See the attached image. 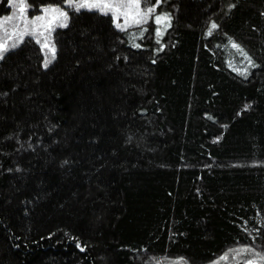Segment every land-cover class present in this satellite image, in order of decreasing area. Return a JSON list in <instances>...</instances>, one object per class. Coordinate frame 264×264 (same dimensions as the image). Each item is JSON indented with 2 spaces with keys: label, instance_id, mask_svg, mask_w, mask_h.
<instances>
[{
  "label": "trees",
  "instance_id": "trees-1",
  "mask_svg": "<svg viewBox=\"0 0 264 264\" xmlns=\"http://www.w3.org/2000/svg\"><path fill=\"white\" fill-rule=\"evenodd\" d=\"M140 3L0 60V264H264V0Z\"/></svg>",
  "mask_w": 264,
  "mask_h": 264
},
{
  "label": "snow or ice",
  "instance_id": "snow-or-ice-1",
  "mask_svg": "<svg viewBox=\"0 0 264 264\" xmlns=\"http://www.w3.org/2000/svg\"><path fill=\"white\" fill-rule=\"evenodd\" d=\"M65 2L69 7H73L74 10L77 12L80 11L81 8H87L88 10H92L93 8H95L96 10L102 12L105 15L109 14V12L113 13L114 18H118L119 15H125V17L127 18L129 14H132L135 17L133 22L136 24L146 22L144 17H146L155 10L154 7H146L141 10L140 0H65ZM132 5L136 6V11L134 13L131 12ZM19 7L21 12L24 13L27 9L26 0H19ZM42 11L44 12V15L36 16L34 20H28L27 16L23 15L22 19L25 23V26L27 27V25L29 24L33 25V31L38 32L40 36H43L44 32H39V29L38 27H36V24L37 21H44L46 16L48 17V24H52L55 21H59V26H67L68 13L64 10V8L49 7L43 9ZM155 19L157 23H160L162 20H166L167 17L156 16ZM4 23H6V21H0V28L3 27ZM216 27V24L212 25V28ZM45 31H51V29L45 28ZM25 34L31 35L32 32H27ZM37 43H41V41L37 39ZM16 47H18V43H13L11 45V48ZM232 47L237 48L238 51H242V49H239V46L235 43L232 44ZM42 48L48 49V51L51 53V58H46L44 61V66L47 67L55 59V45H49V43L47 42V38H45L44 43H42ZM9 50L10 48L8 47L6 42H0V60L4 59L5 53ZM81 251H83V249H81ZM237 251L251 252L252 249H240ZM226 258L227 257H222V259ZM260 260H264V256H260ZM247 264H254V261L249 260L247 261ZM255 264H258V262H255Z\"/></svg>",
  "mask_w": 264,
  "mask_h": 264
},
{
  "label": "rangeland",
  "instance_id": "rangeland-1",
  "mask_svg": "<svg viewBox=\"0 0 264 264\" xmlns=\"http://www.w3.org/2000/svg\"><path fill=\"white\" fill-rule=\"evenodd\" d=\"M65 7L68 9H71V8L74 9L73 7H69L66 3H65ZM45 8H49V7H45ZM66 8H64V10ZM140 8L141 10H143L141 7V3H140ZM10 9L11 10H10L9 15L0 19V21H6V23L3 24V27L0 28V42H6L8 47L11 49V45L13 43L20 44L23 41V39L26 37H32L36 42H37V39H39L41 41V43H38L40 48L46 54L47 58H51V53L48 51V49L42 48V43H44L45 38H47V42L49 43V45H52V33L56 28L61 27L59 26V21H55L52 24H48L47 16L44 21H37L36 27H38L39 32H44V35L40 36L38 32L33 31V27H34L33 25L29 24L27 25V27L25 26L22 16L26 15L28 20H34L36 16L44 15V12L42 11L43 9L40 10L38 15L29 16L27 13V9L25 10L24 13L21 12L20 7H19V0H10ZM81 9H87V8H81ZM92 10H96V9L93 8ZM135 11H136V6L132 5L131 12L134 13ZM109 14L112 17L114 24L118 28L125 29L130 26H137V25L145 24L151 19L152 16H154L155 10L149 15H147L146 17H144L146 22L141 23V24H136L133 22L135 17L132 14H129L127 18L125 17V15H119L118 18H114L113 13L109 12ZM8 18H11V19H8ZM60 19H63V18H60ZM155 22H156V19H155ZM157 24L162 29L164 27V20H162L160 23H157ZM45 28H50L51 31H45ZM27 32H32V34L31 35L25 34Z\"/></svg>",
  "mask_w": 264,
  "mask_h": 264
}]
</instances>
